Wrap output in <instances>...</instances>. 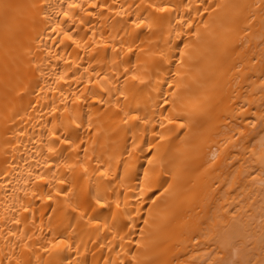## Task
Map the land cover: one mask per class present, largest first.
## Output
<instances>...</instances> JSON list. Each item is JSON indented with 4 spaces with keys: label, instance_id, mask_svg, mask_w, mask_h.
Here are the masks:
<instances>
[{
    "label": "bare ground",
    "instance_id": "1",
    "mask_svg": "<svg viewBox=\"0 0 264 264\" xmlns=\"http://www.w3.org/2000/svg\"><path fill=\"white\" fill-rule=\"evenodd\" d=\"M0 264H264V0H0Z\"/></svg>",
    "mask_w": 264,
    "mask_h": 264
}]
</instances>
